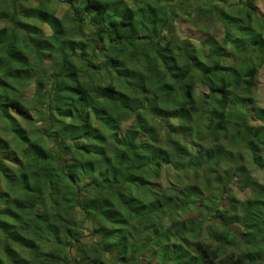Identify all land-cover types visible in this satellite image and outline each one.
Returning a JSON list of instances; mask_svg holds the SVG:
<instances>
[{"label":"trees","instance_id":"trees-1","mask_svg":"<svg viewBox=\"0 0 264 264\" xmlns=\"http://www.w3.org/2000/svg\"><path fill=\"white\" fill-rule=\"evenodd\" d=\"M163 1L0 0V264L264 261V181L239 182L249 194L225 206L168 171L193 170L207 189L219 163L250 173L245 153L264 172V106L253 92L264 15L253 19V1L230 12L208 0L197 10L219 21L222 43L180 52L163 35L177 16ZM201 198L219 232L179 220ZM219 236L237 243L216 260Z\"/></svg>","mask_w":264,"mask_h":264},{"label":"rangeland","instance_id":"rangeland-1","mask_svg":"<svg viewBox=\"0 0 264 264\" xmlns=\"http://www.w3.org/2000/svg\"><path fill=\"white\" fill-rule=\"evenodd\" d=\"M168 1L170 4V7H174L177 12V16L174 22L173 32H171L169 35L167 31H162L163 35L165 36V41L168 39L169 41H172V46H175L178 48L180 52H184L186 49H189V51L194 52L193 50H205L204 52H207L210 48V45L206 46L205 43H209L208 38H214L218 41V43L221 42V39L223 37V28L221 27L219 21L207 13H204L202 11L197 10V7L200 6L202 8L205 7L206 4H208V0H165ZM253 1V3H252ZM161 3L164 4L163 0H160ZM252 3L250 5L251 12L253 15V19L260 21L262 15H264V0H222L219 2L218 6L222 7L223 9L233 12L238 10L239 8L244 7L245 4ZM232 5V6H230ZM235 5V6H234ZM234 6V8H232ZM248 6V5H247ZM217 7V9L219 8ZM58 11L57 14L61 15L62 11L67 9V6L65 3H61L58 5ZM42 29L44 30L45 35L50 34V29L47 25H42ZM264 36V32H263ZM187 42V44H186ZM204 44V45H203ZM224 53L228 54V60L227 62H231L232 64L236 63V60L234 58V51L232 48V45L227 43L222 45ZM142 63L146 62L145 58L141 59ZM226 63V64H229ZM19 65V63H18ZM42 78H39V81ZM254 83V89L253 92L255 93L256 102L260 106H264V64L263 66L258 70V73L253 80ZM24 95L26 96H32L34 93V85L28 84L26 87V90H23ZM225 118L229 121L237 120L239 123L244 122L245 118L234 113V112H226ZM131 121V120H130ZM130 121L126 122L125 124L128 125ZM158 120H150L149 123L156 124ZM246 121V120H245ZM23 122V121H22ZM160 124V122H157ZM42 127L43 125L40 124ZM160 141L158 143L159 146L163 145L165 141V138L169 134V131L167 129H162L160 131ZM122 133V132H121ZM186 141L189 143L188 147L192 149H198V145L196 142L191 141V138L189 136H186ZM191 146V147H190ZM229 148V147H228ZM233 153L237 154L235 148H231ZM244 155V161L243 163L247 166V168H250V173L246 174L245 171L240 170L237 174H233V170L230 171L222 166V163H219L217 167L214 169V173H212V176L210 178V183L208 184L209 187L205 189V183L204 180L195 177L194 171L190 170L189 173L184 176L183 172L180 170L174 171L169 169L168 171L171 172V178L174 181L180 182L179 184L185 185H191V184H197L199 188L203 190V198L210 199L211 202H217L218 195L220 194L221 197L224 199L221 200L222 203L225 206H228L230 203V200H238L241 198L247 197L248 190L247 191H241L239 190V182L248 180L252 183H257L260 181H264V172L260 170H255L251 164L248 162V155L243 153ZM192 159H196V156L194 155ZM234 169V167H232ZM162 180L160 182L157 181L155 188L156 189H165L166 185L164 184L167 180L165 175L162 173L161 177ZM218 179V180H217ZM214 196V197H213ZM236 197V198H235ZM201 198L198 201H195V205L198 206L197 209H189L187 212L180 211V221L187 222L189 219H199L203 223L204 227H208L210 223L212 225L209 226L211 231L219 232L220 225L217 221L214 222V219L210 218L209 220H206L205 214L202 212L204 210V199ZM212 205V204H211ZM179 221V222H180ZM214 224V225H213ZM163 225L168 226V220L163 219ZM205 231V230H204ZM203 231V232H204ZM202 232L201 239H205V234ZM220 237V236H219ZM218 237V238H219ZM216 239L215 242H213V253L215 255V259H221L222 256L229 254L232 249L236 246V241L231 240L232 238H229L226 240L225 238ZM236 242V243H235ZM157 262L155 260L149 261V264H156ZM261 264H264V261L261 262Z\"/></svg>","mask_w":264,"mask_h":264},{"label":"clouds","instance_id":"clouds-1","mask_svg":"<svg viewBox=\"0 0 264 264\" xmlns=\"http://www.w3.org/2000/svg\"><path fill=\"white\" fill-rule=\"evenodd\" d=\"M173 123H176V121H173Z\"/></svg>","mask_w":264,"mask_h":264}]
</instances>
